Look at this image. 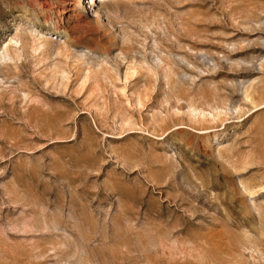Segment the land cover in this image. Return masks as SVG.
Returning <instances> with one entry per match:
<instances>
[{
	"label": "rangeland",
	"instance_id": "obj_1",
	"mask_svg": "<svg viewBox=\"0 0 264 264\" xmlns=\"http://www.w3.org/2000/svg\"><path fill=\"white\" fill-rule=\"evenodd\" d=\"M73 1L0 0V264H264V0Z\"/></svg>",
	"mask_w": 264,
	"mask_h": 264
},
{
	"label": "bare ground",
	"instance_id": "obj_2",
	"mask_svg": "<svg viewBox=\"0 0 264 264\" xmlns=\"http://www.w3.org/2000/svg\"><path fill=\"white\" fill-rule=\"evenodd\" d=\"M86 1H88V3L89 2H96V1H102V0H74L73 2H72V6H75V7H80V6H82L83 7V5H86ZM89 4H87V6H88ZM70 10L71 9H65V10H63V11H61L60 12V17L61 16H64L65 14H66V12H70ZM28 33H29V35L34 39V40H44L43 39V37H42V34L40 33V31L38 30V29H34V28H31L29 31H28ZM44 41H46V40H44ZM43 41V42H44ZM47 42V41H46ZM45 43V42H44ZM257 105V104H256ZM259 105H262V104H259ZM259 105H258V107H259ZM238 111H239V107L237 106V107H232L231 109H230V115L231 114H237L238 113Z\"/></svg>",
	"mask_w": 264,
	"mask_h": 264
}]
</instances>
